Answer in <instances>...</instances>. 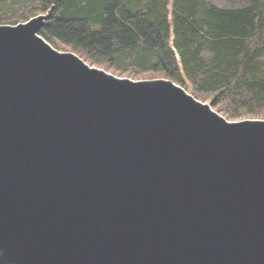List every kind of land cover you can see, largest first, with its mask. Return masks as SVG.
<instances>
[{
	"label": "water",
	"instance_id": "water-1",
	"mask_svg": "<svg viewBox=\"0 0 264 264\" xmlns=\"http://www.w3.org/2000/svg\"><path fill=\"white\" fill-rule=\"evenodd\" d=\"M0 24V264H264V119Z\"/></svg>",
	"mask_w": 264,
	"mask_h": 264
},
{
	"label": "trees",
	"instance_id": "trees-1",
	"mask_svg": "<svg viewBox=\"0 0 264 264\" xmlns=\"http://www.w3.org/2000/svg\"><path fill=\"white\" fill-rule=\"evenodd\" d=\"M22 1H0V24L48 12L41 35L59 50L120 75H161L230 119L264 116V0Z\"/></svg>",
	"mask_w": 264,
	"mask_h": 264
},
{
	"label": "rangeland",
	"instance_id": "rangeland-1",
	"mask_svg": "<svg viewBox=\"0 0 264 264\" xmlns=\"http://www.w3.org/2000/svg\"><path fill=\"white\" fill-rule=\"evenodd\" d=\"M2 1V4H8V3H11V1H15V0H0ZM18 2H21L22 0H16ZM173 1L174 0H171L170 1V4L168 5V9L172 10L173 9ZM214 3H216L217 5L221 6V7H226V8H237V7H241V6H244L246 5L249 0H210ZM23 3L25 1H22ZM22 2L20 3L22 5ZM26 3V2H25ZM36 13H39L40 15V11L36 12ZM41 14H45L47 16H49V13L48 12H42ZM35 13L31 14V17H35L34 16ZM37 16V15H36ZM61 51H71L70 49H60ZM96 67H99L101 69H104L118 77H122V78H131L133 80H136V81H139V80H147V79H160V78H164L163 76L161 75H152V74H142V75H139V76H129L127 74H123V75H120L119 73L117 72H114L112 70H108L106 69L105 67H101V66H97V65H94ZM188 91L191 93L192 90L191 89H188ZM200 100V99H199ZM203 102H206V103H211L210 100H201ZM215 109V108H214ZM217 110V109H216ZM219 112V111H218ZM222 115H224L226 118H228L229 120L231 121H241V120H246V119H264V116H251V115H248V116H245L243 118H240V119H230L227 115H225L223 112H220Z\"/></svg>",
	"mask_w": 264,
	"mask_h": 264
}]
</instances>
